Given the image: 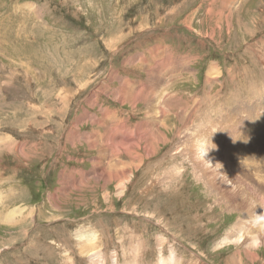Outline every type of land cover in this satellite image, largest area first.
Here are the masks:
<instances>
[{"label":"rangeland","instance_id":"rangeland-1","mask_svg":"<svg viewBox=\"0 0 264 264\" xmlns=\"http://www.w3.org/2000/svg\"><path fill=\"white\" fill-rule=\"evenodd\" d=\"M153 50L166 62L192 61L175 78L160 72L169 77L160 89L173 82L174 105L188 110L181 121L166 118L169 141L156 142L155 154L147 155L144 142L133 149L140 162L121 154L118 165L129 168L121 193L115 177L97 180L94 169L110 170L105 144L127 129L121 121L136 129L147 119L132 113L131 101L137 83L160 82L159 72L149 70ZM119 91L128 93L124 103ZM226 108L229 122L240 112L244 126L233 136L220 132L229 134L221 140L227 165L208 164L201 178L193 169L196 146L189 149L197 130L216 121L217 134L205 139L217 141ZM105 112L117 117L100 128L90 115ZM263 112L264 0H0V264H90L93 251L107 264L113 255L119 264H160L173 256V264H234L245 244L223 242L240 216L258 209L239 202H252L250 190L264 196L250 177L252 170L264 175L254 164L262 165L264 153L243 155L252 138L247 130L264 122ZM86 114L91 120L80 122ZM178 148L180 157H173ZM100 157L104 164L97 165ZM213 172L219 185L209 182ZM15 208L19 213L6 219ZM77 231L84 240L97 233L100 246L81 253ZM260 249L256 264H264Z\"/></svg>","mask_w":264,"mask_h":264},{"label":"bare ground","instance_id":"bare-ground-1","mask_svg":"<svg viewBox=\"0 0 264 264\" xmlns=\"http://www.w3.org/2000/svg\"><path fill=\"white\" fill-rule=\"evenodd\" d=\"M157 51L158 50H156V51L153 50L150 53L152 55V58L153 59L151 60L152 64L149 66V70L150 71H153L154 70V71H158L159 72V74L157 76L160 78V82H157L156 83V86H153L152 85V84H155V83H152V84L151 83H148V84L145 83V84H147V86H144V87H142L140 85V83H137L138 86H139L138 92L136 91L138 97L136 96L131 101L132 113L134 115H141L144 112V116L147 119L146 120L143 119L141 122L137 123V128L136 129L135 128L133 129L131 126H128V124H127L128 122H126L125 120L121 121L119 125L122 126V129H124V127H126L127 129L126 130L124 129L125 131L123 130V132L122 131L116 132V134H114V137H112V138L109 139V140H113V142L111 143L112 145H109V143H108L107 140H106V144H105L106 145L105 148L109 152V155H107L108 158H105L107 160V163H109V165H107L105 167H107V169L109 168L110 170L107 171L103 167L102 168H96V169H94V173L96 174L94 178L97 179V180H100V179L102 180L103 179L106 183H109V181L112 180V177H115L116 178V181H117V187L119 189H122L121 190V193H123L124 188L126 187V183L128 181L126 171H127V169H129V168H126L127 166L124 165L123 163L118 165L117 162H119L118 160L121 159L120 158L121 154L123 152L124 153L126 152L131 157V159H132L133 162L134 161L135 162H140L142 159H138L137 160V158L140 157V156H138L139 155L138 151L136 152L133 149L134 148L135 149H138V147L141 146V143H143V142H144L143 145H144V148H145L146 152L148 151L147 152V155L148 156H151L150 154L152 152L155 154L157 152V149L156 148L158 147V146L157 147L155 146L156 142L159 143V145H160V143L166 144L169 141L168 134L164 130V128H167V129L170 128V126L167 125V123H166V118L167 117L169 118V116H171V114H172L173 116L176 117V119H178L179 121H181V116L184 115L185 112L188 110V109L186 110V108H184V107H178V106L174 105V101L177 98H176V94H174L173 91L171 90V87H172V83L173 82L168 83L169 81H167L168 84H166V86H165V91H162L163 89H160V88L162 86V82H164L169 77H171V79H172V78H175V75H178L176 73H178L180 71H182V72L183 71H188L189 70V64H191L192 61H187L186 63L183 64L182 59H184L185 56H184V58H182V56H181V60H179V61H168V62H166V60L163 59V58H160V59L155 58V55H156V52ZM167 51H169V50L167 49ZM171 53H172V51H171ZM189 58H188V60H189ZM191 58H190V60H191ZM142 60H145V57ZM147 60H149L148 57H147ZM181 61H182V63H181ZM188 62H190V63L187 64ZM142 63H143V65H146L144 62H142ZM143 67L144 66H142V68ZM164 68L168 69V75H169L168 78L167 77H164V74L165 73L164 74L163 73H160V72L163 71ZM169 70L173 73L172 74L173 77L170 75ZM208 76H211V74H209ZM151 78H153V76ZM126 81H128V79L125 80V82ZM142 84H143V82H142ZM130 87L132 88V86H130ZM260 92H261V90H260ZM124 93L125 92H122V91H119L118 92V97H119V99H121L122 103H124L126 101V98H125L126 95L123 96ZM125 94H128V93H125ZM88 100H89V102H92V101H95V98L92 95V97H89ZM140 100H142L143 104L146 106V109L143 110V111L141 109H138V107H137V105L139 104V101ZM164 102H165V105H164L165 107L162 105V103H164ZM92 103H96V102H92ZM166 106H167V108H166ZM227 109L228 108H226L224 110L226 113L223 112L222 115L220 114L223 118L224 117L225 118L221 121L222 124H224V125L220 126V128L222 127V129L220 130V128H219V134L216 136V140H217L216 142L217 143L216 142L210 143L208 140L205 139L206 138L205 136H207L209 133H210V136L211 137H212V135L214 133H216V132L213 131V129H211V125H212V127L215 126V124L217 122L216 121L213 124L211 122L210 128L200 127V128H203V129L205 128L204 130H206V131L203 130V133L202 132H198V130H197V135L195 136V140H196L197 143H193V147H191L189 149V152H193L194 151L193 148H194V146H196V151H197L198 157H195L193 159V164H194L193 169H194V173L196 171V174L197 175H198L199 172H201V178L204 177L205 175H207L206 173L209 170V165L208 164H210V167L213 168V166H215L216 163H219L218 162V160H219V161L223 162V166H226L227 165V163L224 162V156L226 155V153H227L228 150H225L226 148L225 149L222 148V142H221V140L222 139L224 140V138L226 136L228 137L229 134L227 132H225V133H220V132L221 131H227L228 130L230 132V134L233 136V134H236L238 132V130H240L239 128H241V127L244 126V125H242L244 123L240 119V114H239L240 112H237L233 116V117H235V118H233L234 119L233 120L234 122L232 121L233 123H230L229 122V115L227 114V111H228ZM240 111H242V109ZM246 111H247V109H246ZM263 114H264V112H263ZM90 116H91L90 118H92V120L94 119L93 120L94 123H96V124L99 123L97 125H99L100 128L103 127L102 126L103 120L104 121H111L113 119V117L111 116V114L110 113H106V112H105V114H103V116L101 118H99V117H97L95 115L94 116L90 115ZM226 116H228V118ZM262 116H264V115H262ZM87 117L89 119V114L84 115L82 117V119L81 118L79 119V121L81 122L82 120H84ZM115 117H117V116L115 115ZM212 118H213V116H212ZM89 120H91V119H89ZM185 121H183V123ZM112 123H115V122H112ZM260 123L264 124V122H262V121H260ZM230 124H232V125H230ZM262 124H259L258 123L257 125H252L251 127H249L250 129L248 128L247 132L248 131L252 132V138H251L250 141H246V144L249 145V146H247L245 148V151L243 152V155H249V156L250 155H253V156L256 157L257 154H260L262 152L264 153V126ZM153 127H154V129L152 130ZM182 127H184V126H182ZM190 127H192V125ZM171 129H174V128H171ZM210 129H211V132H210ZM177 132H179V131H177ZM200 134H202V135L199 136ZM178 136H179V133L176 135V137H178ZM82 137H83V134H82ZM248 140H249V138H248ZM89 141L99 143V139L98 138H96L95 140H91L89 138ZM190 145H188V147ZM92 146H94V145H92ZM149 150H152V152H149ZM178 150H179V148L176 150V152H174L172 154L173 157H176V158L177 157H180L179 155H180L181 152H179ZM184 151H188V148L185 147L184 148ZM240 151L242 152V150H240ZM194 153H196V152H194ZM253 156H251V157H253ZM96 157H97V155H96ZM103 158H104V156H103ZM98 159L99 160H98V164L97 165H101L104 162V160H102L101 157L98 158ZM129 161H130V159H129ZM258 161H259V159H258ZM200 162L201 163H204L206 165V168L205 169H204L203 166H201L199 164ZM105 164H106V162H105ZM246 164H247V162H246ZM254 164H255V166H257L255 170H257L259 168V171H260V169L263 168V171H264V162L262 163V165L259 164V163H254ZM170 170L172 171V169H170ZM215 170H216V168H215ZM168 171H167V174H168ZM221 172H222V170H221ZM228 172L230 173V170ZM252 172H253L254 175H250V177H252L255 180V182L257 184H259V187L264 188V175L263 174L260 175L261 173L259 174L258 172H255L253 170H252ZM231 174H232V172H231ZM219 176L221 178L225 179V177L228 176V173L227 174H220ZM208 179H209V182L211 180V182L214 183V186H216L217 184L219 185V183H220V182H217L218 179H217L216 172H213L212 173V177L211 178L209 177ZM233 179L237 183V177H236V174L235 173H234V178ZM68 184H69V182H68ZM115 184H116V182H115ZM245 187H246V190L249 189V186L248 185L245 186ZM242 191H244V189L241 190V192ZM248 191H246V192H248ZM250 193L252 195V197H251V201L252 202H250L249 204H245L244 202H246L248 200V199H246L245 201L239 202V206H241L242 208H249L250 207V204H251V205L254 206V208H252L250 210H253V209H256V208H258V209L255 210V212L253 214H248L246 216L245 215L244 216L242 215V217L240 216L238 222L235 223L233 230L228 234V241L223 242L224 244H227L230 241H234V243H238V244L244 243L245 244L244 247L238 248L237 251L235 252V255L233 256V259H232L233 262H234V264H247V262H246L247 260H250V261L253 262V264H256V262L261 259L260 254H258L257 251L258 250H261L260 248L262 247V245H264V196L263 197L257 196V194L255 192H253L252 190H250ZM239 195H242V193H239ZM254 195H256V196H254ZM254 203H257V206H255ZM244 212H246V211H244ZM18 213L19 212H18V210L16 208L15 209H12L10 212H8L7 214H5V218L6 219H10V217H13L14 215H16ZM256 213H258V215H256ZM88 236H91V237H88ZM86 237H87V240H84L85 234L84 233H81L79 231L76 232L75 240L77 239V242H76L77 245H78L77 247H79V250H80L81 253H84L85 251H88V250H92L93 251V250L97 249V247H99L100 244H101V239L99 238V235L97 233H94V232L93 233H89L88 235H86ZM233 237H234V239H233ZM244 255H245V259H244ZM102 256H104V254H102V255L100 254V257H102ZM67 259H71V256H69ZM175 260H176L175 256H173V258H168L167 257V259L162 258L160 260V264H173V263H175ZM90 261H91L90 264H99L100 263L101 259L99 258V255L97 254V252L95 253V251H93L91 253ZM107 261H110V260H108V258L106 260L105 257H104V259L101 261L100 264H107ZM111 262H113V264H119L118 255L117 256L113 255ZM137 262H138L137 260L136 261L135 260L133 261V259H132V260L125 261L123 264H137ZM225 263L226 264H229V261L228 260H225Z\"/></svg>","mask_w":264,"mask_h":264},{"label":"crops","instance_id":"crops-1","mask_svg":"<svg viewBox=\"0 0 264 264\" xmlns=\"http://www.w3.org/2000/svg\"><path fill=\"white\" fill-rule=\"evenodd\" d=\"M92 116H94V115H92ZM113 117V116H112ZM115 117V116H114ZM100 118V117H99Z\"/></svg>","mask_w":264,"mask_h":264}]
</instances>
